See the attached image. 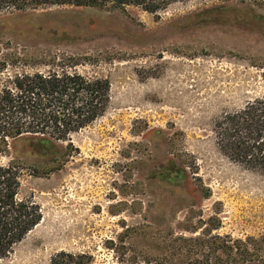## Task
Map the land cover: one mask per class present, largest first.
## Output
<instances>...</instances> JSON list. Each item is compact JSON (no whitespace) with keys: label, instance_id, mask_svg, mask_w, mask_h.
<instances>
[{"label":"rangeland","instance_id":"374dc122","mask_svg":"<svg viewBox=\"0 0 264 264\" xmlns=\"http://www.w3.org/2000/svg\"><path fill=\"white\" fill-rule=\"evenodd\" d=\"M67 58L109 80L110 103L69 139L8 142L0 162L42 219L0 264H264V174L213 130L264 95V3L0 11V78Z\"/></svg>","mask_w":264,"mask_h":264},{"label":"trees","instance_id":"16d2710c","mask_svg":"<svg viewBox=\"0 0 264 264\" xmlns=\"http://www.w3.org/2000/svg\"><path fill=\"white\" fill-rule=\"evenodd\" d=\"M182 1L187 0H0V11L73 5L136 7L157 14ZM1 64L0 73L8 65L5 60ZM78 64L70 58L59 59L45 62L40 69L22 62L13 73L0 78V155L17 137L66 140L104 115L110 103L109 80L80 72ZM213 130L223 156L264 174V95L223 113L214 122ZM20 187L21 168L12 162H0V262L42 219L38 203L19 197ZM222 247L233 249L227 243ZM222 262L233 264V259L228 254Z\"/></svg>","mask_w":264,"mask_h":264}]
</instances>
